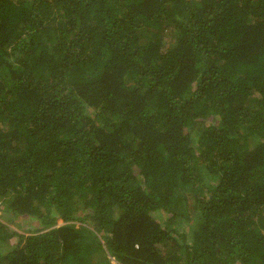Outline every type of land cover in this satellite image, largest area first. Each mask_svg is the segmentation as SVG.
<instances>
[{
    "label": "trees",
    "instance_id": "obj_1",
    "mask_svg": "<svg viewBox=\"0 0 264 264\" xmlns=\"http://www.w3.org/2000/svg\"><path fill=\"white\" fill-rule=\"evenodd\" d=\"M0 264H264V0H0Z\"/></svg>",
    "mask_w": 264,
    "mask_h": 264
},
{
    "label": "rangeland",
    "instance_id": "obj_2",
    "mask_svg": "<svg viewBox=\"0 0 264 264\" xmlns=\"http://www.w3.org/2000/svg\"><path fill=\"white\" fill-rule=\"evenodd\" d=\"M209 122H211V121L209 120ZM189 197L190 198L188 199V204L191 205L194 202V198L191 196H189ZM157 213H159L161 216H163V214H164V212H157ZM75 221H76L77 225L84 224L81 219L75 220ZM21 223H22V225H21L22 230H25V229L30 228V227L35 228V227H38V225H40L36 219H33L30 216L23 217V219H21ZM63 223H64V221L62 219H60L59 224H63ZM12 226H15V225H12ZM13 242L15 243L16 239H14Z\"/></svg>",
    "mask_w": 264,
    "mask_h": 264
}]
</instances>
